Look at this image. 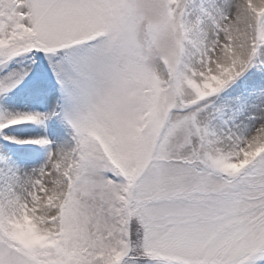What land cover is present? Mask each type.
I'll return each instance as SVG.
<instances>
[{
	"label": "snow or ice",
	"instance_id": "6c2138e0",
	"mask_svg": "<svg viewBox=\"0 0 264 264\" xmlns=\"http://www.w3.org/2000/svg\"><path fill=\"white\" fill-rule=\"evenodd\" d=\"M0 264H264V0H0Z\"/></svg>",
	"mask_w": 264,
	"mask_h": 264
}]
</instances>
